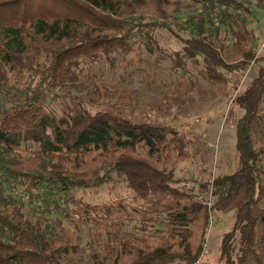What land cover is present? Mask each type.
Here are the masks:
<instances>
[{
	"label": "trees",
	"instance_id": "obj_1",
	"mask_svg": "<svg viewBox=\"0 0 264 264\" xmlns=\"http://www.w3.org/2000/svg\"><path fill=\"white\" fill-rule=\"evenodd\" d=\"M185 3L200 15L181 36L168 22ZM239 10L256 17L264 0H0V264H198L211 218L235 203L219 262L264 264V51ZM160 30L217 88L256 69L233 99L235 169L198 193L166 167L171 128L107 100L105 72L145 63ZM174 67L185 71L179 54ZM114 176L134 200L77 197Z\"/></svg>",
	"mask_w": 264,
	"mask_h": 264
},
{
	"label": "rangeland",
	"instance_id": "obj_2",
	"mask_svg": "<svg viewBox=\"0 0 264 264\" xmlns=\"http://www.w3.org/2000/svg\"><path fill=\"white\" fill-rule=\"evenodd\" d=\"M222 9L203 14L205 29L208 27L206 16L209 15L214 27L219 26ZM237 13L247 21L248 28L261 38L263 53L264 12H256V17L243 10ZM199 15L197 8L185 3L175 16L176 20H170L168 25L181 36H187L199 22ZM189 18L193 19L189 21ZM224 36V32L220 31L216 43L222 45L223 58L230 63L233 55L232 41L224 40ZM155 39L152 55H147L143 50L142 60L145 63L134 68L123 66L105 72L107 100L111 107L121 110L125 116L130 115L131 111L138 119L149 114L160 125L171 128L172 134L168 136L170 158L166 167L185 183V188L198 193V184L219 175L231 174L235 169V123L241 112L234 106L233 99L255 76L256 69L249 68L240 81L229 84L225 90L217 88L205 81L199 57L185 55L172 33L160 30L156 32ZM176 54L184 60L185 71L174 67ZM131 95L133 103L129 101ZM76 195L89 204L116 199L131 202L135 199L124 181L115 176L108 185L83 189ZM207 198L210 201V197ZM241 198L242 194L239 200ZM235 208L236 203L225 213L211 218L204 256L198 264H221L220 238L233 224ZM88 238V232L82 233L83 244Z\"/></svg>",
	"mask_w": 264,
	"mask_h": 264
},
{
	"label": "built area",
	"instance_id": "obj_3",
	"mask_svg": "<svg viewBox=\"0 0 264 264\" xmlns=\"http://www.w3.org/2000/svg\"><path fill=\"white\" fill-rule=\"evenodd\" d=\"M261 48V47H260ZM261 49H263V48H261Z\"/></svg>",
	"mask_w": 264,
	"mask_h": 264
}]
</instances>
